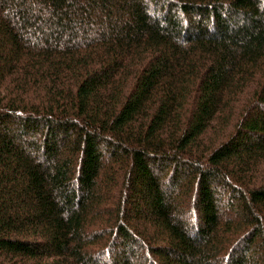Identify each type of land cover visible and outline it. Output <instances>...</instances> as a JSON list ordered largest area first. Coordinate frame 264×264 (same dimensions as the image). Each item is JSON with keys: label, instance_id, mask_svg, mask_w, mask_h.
Segmentation results:
<instances>
[{"label": "trees", "instance_id": "16d2710c", "mask_svg": "<svg viewBox=\"0 0 264 264\" xmlns=\"http://www.w3.org/2000/svg\"><path fill=\"white\" fill-rule=\"evenodd\" d=\"M0 264H264V0H0Z\"/></svg>", "mask_w": 264, "mask_h": 264}]
</instances>
